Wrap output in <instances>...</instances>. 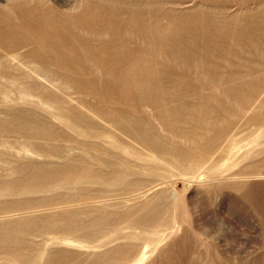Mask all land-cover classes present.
<instances>
[{"label":"rangeland","instance_id":"rangeland-1","mask_svg":"<svg viewBox=\"0 0 264 264\" xmlns=\"http://www.w3.org/2000/svg\"><path fill=\"white\" fill-rule=\"evenodd\" d=\"M0 264H264V0H0Z\"/></svg>","mask_w":264,"mask_h":264}]
</instances>
